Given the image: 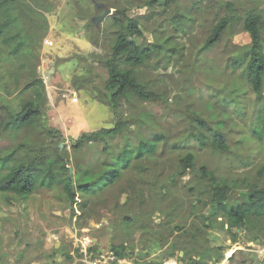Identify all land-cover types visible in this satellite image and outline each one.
Masks as SVG:
<instances>
[{
  "label": "rangeland",
  "instance_id": "1",
  "mask_svg": "<svg viewBox=\"0 0 264 264\" xmlns=\"http://www.w3.org/2000/svg\"><path fill=\"white\" fill-rule=\"evenodd\" d=\"M254 14L264 20V0H7L0 118L6 123L30 100L41 113L20 132L0 130V156L58 158L67 169L60 174L73 177L76 168L101 169L103 144L115 153L153 134L168 142L86 197L83 210L78 194L71 202L60 184L27 197L0 194V264H91L101 254L104 264L120 245L124 256L112 264H264V221L232 230L234 241L212 202L215 187L230 205L247 202L252 186L264 187V142L250 130L261 100L245 76L252 40L244 20ZM129 19L141 30L129 39L157 47L131 66L153 97L129 94L113 108L105 61ZM222 19L225 29L207 47ZM116 123L122 129L114 136L72 147L81 133ZM214 133L225 150L212 143ZM181 140L188 143L172 147ZM188 152L194 170L183 173L179 160Z\"/></svg>",
  "mask_w": 264,
  "mask_h": 264
},
{
  "label": "trees",
  "instance_id": "2",
  "mask_svg": "<svg viewBox=\"0 0 264 264\" xmlns=\"http://www.w3.org/2000/svg\"><path fill=\"white\" fill-rule=\"evenodd\" d=\"M6 6L7 0H0V13ZM226 23L227 21L222 19L213 27L205 42L207 47L219 40ZM244 28L252 40V52L245 67V76L261 100L257 112V123L250 130L254 138L264 142V94H262L264 88V20H261L259 15H249L244 20ZM134 35L140 36L141 30L135 20L129 19L124 30L115 33L110 57L105 61L108 73L105 88L111 91L109 100L112 102L113 108L118 107L120 101L129 94H135L142 99L153 97V93L146 91L144 86L137 81L131 66H140L151 56V47H157L151 42L146 43L145 46L134 43L129 39ZM235 64L236 62L233 63V65ZM38 82L40 81L36 80L35 84ZM40 113L39 106L30 100L24 103L16 114L10 115L11 119L6 123H3V118H0V130L8 128L10 131L20 132L23 127L34 124ZM121 129V125L116 123L110 128L102 127L97 131L83 132L73 142L72 147L80 148L85 142H99L101 138L114 136ZM195 137L200 140V143L206 139L204 134L194 135ZM211 140L213 144L225 150L226 146L223 143L222 135L214 133ZM160 142L163 144L168 142V137L164 133L153 134L151 140H142L138 144L128 141L115 153L109 151L108 147L103 144L102 154L107 153V158L103 155V159L99 163L101 169L94 171L90 168H76L73 177L60 174L59 169H63L66 172L64 175H67V169L64 165H60L58 158L22 162L14 152H9L0 156V194L13 193L17 196L27 197L39 187L51 188L60 184L67 199L71 202H74L78 194V197L81 198L80 209L83 210L86 197L95 196L115 184L123 172L130 168L133 161L155 155ZM180 143L186 144L188 141H174L172 147L177 148ZM193 161L194 155L191 152L182 156L179 160L181 172L194 170ZM57 166L59 167L57 168ZM200 170L204 176L213 175L204 167H201ZM225 194L220 187H215L212 202L217 208L215 214L221 213L225 217L230 236L232 240L236 241L237 235L232 230L245 227L255 221H264V187L252 186L248 201L239 205L227 204ZM123 248L122 245L111 246L114 253L121 258L124 256Z\"/></svg>",
  "mask_w": 264,
  "mask_h": 264
},
{
  "label": "built area",
  "instance_id": "3",
  "mask_svg": "<svg viewBox=\"0 0 264 264\" xmlns=\"http://www.w3.org/2000/svg\"><path fill=\"white\" fill-rule=\"evenodd\" d=\"M44 43L46 44V45H48V46H52L53 45V41L52 40H50V39H48V38H46V39H44ZM77 100V98H76V96H73L72 97V101H76ZM107 256H108V262L107 263H104V264H112L113 262H114V257H116V259H119L118 257H117V255L114 253V252H112V251H109L108 253H107ZM84 259V261H85V257L84 258H82V260ZM101 259H103V256H102V254L99 256V257H96V258H94L91 262V264H99V262L101 261ZM103 261H106V260H103ZM85 264H86V262H85Z\"/></svg>",
  "mask_w": 264,
  "mask_h": 264
},
{
  "label": "water",
  "instance_id": "4",
  "mask_svg": "<svg viewBox=\"0 0 264 264\" xmlns=\"http://www.w3.org/2000/svg\"><path fill=\"white\" fill-rule=\"evenodd\" d=\"M61 147V146H60Z\"/></svg>",
  "mask_w": 264,
  "mask_h": 264
}]
</instances>
